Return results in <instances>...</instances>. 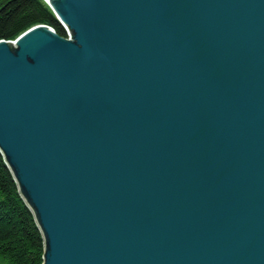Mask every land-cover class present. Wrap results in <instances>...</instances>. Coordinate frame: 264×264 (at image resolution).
Returning <instances> with one entry per match:
<instances>
[{
  "label": "water",
  "instance_id": "95a60500",
  "mask_svg": "<svg viewBox=\"0 0 264 264\" xmlns=\"http://www.w3.org/2000/svg\"><path fill=\"white\" fill-rule=\"evenodd\" d=\"M44 1L0 40L43 264H264V0Z\"/></svg>",
  "mask_w": 264,
  "mask_h": 264
},
{
  "label": "trees",
  "instance_id": "16d2710c",
  "mask_svg": "<svg viewBox=\"0 0 264 264\" xmlns=\"http://www.w3.org/2000/svg\"><path fill=\"white\" fill-rule=\"evenodd\" d=\"M48 25L66 37L44 0H0V40ZM44 241L0 153V264H43Z\"/></svg>",
  "mask_w": 264,
  "mask_h": 264
}]
</instances>
